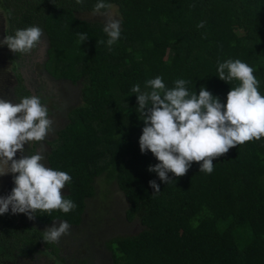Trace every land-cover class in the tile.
Listing matches in <instances>:
<instances>
[{
	"label": "trees",
	"instance_id": "trees-1",
	"mask_svg": "<svg viewBox=\"0 0 264 264\" xmlns=\"http://www.w3.org/2000/svg\"><path fill=\"white\" fill-rule=\"evenodd\" d=\"M97 2L0 0L7 17L4 37L39 26L48 42L45 71L53 82L80 85L81 104L68 110L67 124L47 154L49 168L72 177L62 195L77 207L68 213L36 210L35 219L80 226L86 200L99 196L96 180L106 175L128 202V221L141 226L135 235L105 242L114 264H264V137L230 148L213 161L211 174L200 172L202 162L194 161L184 176L168 173L171 181L165 184L148 171L157 158L140 151L144 116L131 92L136 84L151 91L146 81L157 76L169 89L184 79L190 93L199 95L203 86L226 104L241 82L219 79L218 61L238 59L253 68L264 96V0H104L121 21L120 38L111 48L103 23L76 16L94 12ZM201 21L204 27L198 28ZM81 32L88 35L83 43ZM6 49L15 71L26 54ZM14 75L16 95L29 96L17 70ZM254 181L261 204L248 190ZM0 220L5 238L19 229L15 222L10 228L4 216ZM32 231L29 244L35 247L43 237ZM4 245L0 238V251H9L6 264L29 247H10L13 254Z\"/></svg>",
	"mask_w": 264,
	"mask_h": 264
},
{
	"label": "clouds",
	"instance_id": "clouds-1",
	"mask_svg": "<svg viewBox=\"0 0 264 264\" xmlns=\"http://www.w3.org/2000/svg\"><path fill=\"white\" fill-rule=\"evenodd\" d=\"M76 3L83 4V0H76ZM108 8L110 4L98 0L93 11L107 15L101 13V9ZM197 27L203 28L204 22H199ZM103 31L109 37L107 45L111 48L120 38L121 21L108 18ZM43 35L39 26L18 29L14 35H5L0 46L6 45L14 54H30L41 43ZM78 35L81 43L88 39L87 33ZM253 71L238 59L218 61L219 79L241 82L238 87L231 88L226 104L203 86L199 95L190 93L186 87L189 81L184 79H177L171 89L166 88L160 76L146 81L145 86L151 91L142 92L139 84L134 85L131 92L136 94L145 124L139 138L140 151L142 154L151 151L159 161L150 165L148 171L157 173L160 181L166 184L171 181L168 173L184 176L195 161L202 162L200 172L211 174L213 161L230 148L264 137V96L258 91L259 82ZM53 125L48 108L39 96L23 97L19 103L0 98V161L10 167L8 172L0 168V176L18 173L13 176L15 187L11 193L0 197V215L11 208L13 214L23 213L35 219L36 210L51 213L58 209L68 213L77 207L61 194L72 177L46 167L42 163L45 161L43 154H24L25 144L43 141L54 131ZM17 151L21 153L20 159H14ZM149 185L154 193L160 190L155 180L149 181ZM70 228L65 221L58 226L53 224L45 229L44 240L58 243L62 236L70 234Z\"/></svg>",
	"mask_w": 264,
	"mask_h": 264
},
{
	"label": "rangeland",
	"instance_id": "rangeland-1",
	"mask_svg": "<svg viewBox=\"0 0 264 264\" xmlns=\"http://www.w3.org/2000/svg\"><path fill=\"white\" fill-rule=\"evenodd\" d=\"M107 15L90 12L88 14L76 15L78 19L86 22H101L105 25L108 18L119 20V15L114 7H111ZM6 14L0 10V40L4 39L6 27ZM48 42L45 36H42L41 43L34 52L27 54L26 58L16 63V70L23 74V78L28 76L31 84L36 89L37 96L41 98L42 104L48 108L49 119L54 121V131L43 141H30L25 144V155L43 154L46 156L50 151V143L57 137V132L67 124V112L81 104L80 85H73L67 82H53L51 77L44 69L47 61ZM11 65L6 45L0 46V98L9 100L13 103H19L24 95L17 96L14 86L15 75ZM32 73V74H31ZM33 147V148H31ZM21 153L17 151L14 159H20ZM46 165L45 161H42ZM0 168L4 172L10 171V167L0 161ZM18 175L8 173L0 176V197L8 196L15 187L13 176ZM106 175L96 180L98 184V197L87 199L86 212L80 226H71L70 234L67 237L62 236L59 242H49L44 240V231L53 224L59 225L61 221H54L48 225L42 224L36 219H29L23 213L13 214L11 208L8 213L0 215L5 217L10 225L15 222L19 229L13 228L6 238L2 236L0 220V238L3 239V248L13 247L17 249L31 246L34 231L38 230L43 237L42 243L29 249L27 257L23 259L25 264H114L111 251L106 245V241L113 240L127 235H135L141 230L137 221L129 222L126 213L129 208L128 202L121 193L118 184L113 181L110 185ZM261 187L258 182H252L249 186V193L255 197L261 204ZM66 193V188L61 190V194ZM11 219V220H10ZM10 220V221H9ZM79 227V228H77ZM28 243V244H25ZM42 244V246H41ZM49 244V245H48ZM55 246L51 251L49 246ZM81 246V247H80ZM13 254L15 253L14 250ZM51 251V252H50ZM50 252V253H49ZM3 254L4 256H1ZM16 254V253H15ZM19 255V254H16ZM31 255V257H29ZM9 256V251H0V264H6L5 259ZM5 258V259H4ZM50 261H47V260ZM18 260V257H15ZM52 260L54 262H52ZM22 264V263H20Z\"/></svg>",
	"mask_w": 264,
	"mask_h": 264
},
{
	"label": "flooded vegetation",
	"instance_id": "flooded-vegetation-1",
	"mask_svg": "<svg viewBox=\"0 0 264 264\" xmlns=\"http://www.w3.org/2000/svg\"><path fill=\"white\" fill-rule=\"evenodd\" d=\"M32 52H34V51H32ZM31 52V53H32ZM28 55L26 54L23 58H26ZM22 58V59H23ZM18 73V72H17ZM18 74H20V78L22 79V83H23V86L25 87V89H26V91L29 93L28 95L29 96H33V95H36L37 96V93H36V89H31V87H34V84L32 85L31 84V81H30V79L28 78V76H25V78H23V74H21V73H18ZM32 74V73H31ZM14 86H17V84H16V82L14 83ZM17 88H18V86H17ZM17 90V89H16ZM25 91V92H26ZM50 145V144H49ZM31 148H33V147H31ZM45 158H46V165H47V167H48V164H47V155L45 156ZM69 224V223H68ZM70 225V224H69ZM70 226H73V225H70ZM77 228H79V227H77ZM64 237H67V236H64ZM42 246V245H41ZM50 247V249H51V251H53V249H54V247L55 246H49ZM81 247V246H80ZM28 248H26L25 250H24V252L22 253V254H19L17 257H18V260H14V264H20V263H22V264H25L24 262H23V259L25 258V257H27V254H28ZM50 251V252H51ZM20 252V251H19ZM49 252V253H50ZM29 257H31V255H29ZM45 260H47V259H45ZM47 261H50V260H47ZM52 262H54L53 260H52ZM34 264V263H33ZM45 264H48V263H45Z\"/></svg>",
	"mask_w": 264,
	"mask_h": 264
},
{
	"label": "crops",
	"instance_id": "crops-1",
	"mask_svg": "<svg viewBox=\"0 0 264 264\" xmlns=\"http://www.w3.org/2000/svg\"><path fill=\"white\" fill-rule=\"evenodd\" d=\"M18 64L20 63V61L19 62H17Z\"/></svg>",
	"mask_w": 264,
	"mask_h": 264
}]
</instances>
